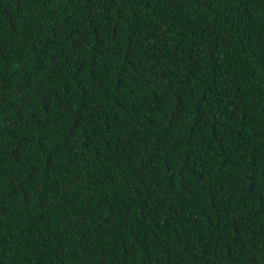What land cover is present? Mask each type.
Masks as SVG:
<instances>
[{"label": "trees", "instance_id": "16d2710c", "mask_svg": "<svg viewBox=\"0 0 264 264\" xmlns=\"http://www.w3.org/2000/svg\"><path fill=\"white\" fill-rule=\"evenodd\" d=\"M0 264H264V0H0Z\"/></svg>", "mask_w": 264, "mask_h": 264}]
</instances>
